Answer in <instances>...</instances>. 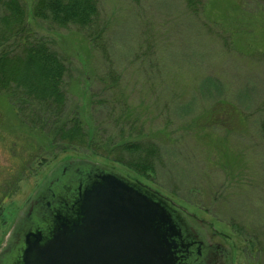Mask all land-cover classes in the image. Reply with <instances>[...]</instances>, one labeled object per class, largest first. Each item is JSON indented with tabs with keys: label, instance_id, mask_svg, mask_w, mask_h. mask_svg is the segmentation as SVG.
Listing matches in <instances>:
<instances>
[{
	"label": "rangeland",
	"instance_id": "374dc122",
	"mask_svg": "<svg viewBox=\"0 0 264 264\" xmlns=\"http://www.w3.org/2000/svg\"><path fill=\"white\" fill-rule=\"evenodd\" d=\"M22 3L31 34L66 65L65 115L77 114L97 144L60 143L0 91V249L46 176L89 159L179 207L222 244L219 264H264V0H98L103 46ZM120 136L159 146L153 172L105 150L101 140Z\"/></svg>",
	"mask_w": 264,
	"mask_h": 264
},
{
	"label": "water",
	"instance_id": "95a60500",
	"mask_svg": "<svg viewBox=\"0 0 264 264\" xmlns=\"http://www.w3.org/2000/svg\"><path fill=\"white\" fill-rule=\"evenodd\" d=\"M26 204L0 264H219L224 254L168 199L89 159L64 160Z\"/></svg>",
	"mask_w": 264,
	"mask_h": 264
},
{
	"label": "trees",
	"instance_id": "16d2710c",
	"mask_svg": "<svg viewBox=\"0 0 264 264\" xmlns=\"http://www.w3.org/2000/svg\"><path fill=\"white\" fill-rule=\"evenodd\" d=\"M31 14L57 26L85 29L93 45H105V30L97 23L98 0H33ZM26 20L22 0H0V91L7 92L18 106L24 123L47 129L63 144L82 149L96 145L77 114L65 115L63 59L43 37L31 34ZM106 74L115 85L118 75L114 69ZM260 131L264 136V119ZM130 137L101 142L105 150L124 152L130 167L153 172L161 152L159 146L149 139Z\"/></svg>",
	"mask_w": 264,
	"mask_h": 264
}]
</instances>
